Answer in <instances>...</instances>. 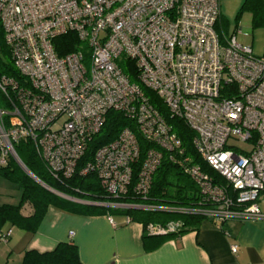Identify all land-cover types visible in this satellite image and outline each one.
Here are the masks:
<instances>
[{
  "label": "built area",
  "instance_id": "2783aa9c",
  "mask_svg": "<svg viewBox=\"0 0 264 264\" xmlns=\"http://www.w3.org/2000/svg\"><path fill=\"white\" fill-rule=\"evenodd\" d=\"M219 15V0H0L1 40L20 76L0 74V167L14 160L27 172L15 145L29 140L53 178L70 177L112 110L135 130L124 127L80 168L81 175L95 173L108 198L97 205L176 211L218 228L264 220V57L235 35H217ZM71 33L86 44L87 58L81 50L57 54L54 40ZM121 59L134 64L139 84L121 71ZM142 87L187 126L196 154L229 187L183 157L179 136ZM137 135L148 145L143 153ZM229 139L251 146L245 151ZM165 154L196 184L194 205L148 202ZM181 226L153 223L145 230L166 235ZM13 232L0 231V241Z\"/></svg>",
  "mask_w": 264,
  "mask_h": 264
},
{
  "label": "trees",
  "instance_id": "16d2710c",
  "mask_svg": "<svg viewBox=\"0 0 264 264\" xmlns=\"http://www.w3.org/2000/svg\"><path fill=\"white\" fill-rule=\"evenodd\" d=\"M251 13V26L264 29V0H244L239 9ZM220 17V15H219ZM219 19V18H218ZM217 19V21H218ZM219 23L216 22V25ZM215 25V31L216 29ZM220 37L226 36L225 31L220 28ZM217 33V32H216ZM2 33H0V74L13 76L19 80L20 76L6 56V49L2 43ZM55 48L58 55L72 53V51L81 50L82 54L89 56L85 43L79 42L77 37L71 33L55 39ZM5 49V50H4ZM117 65L123 73L128 76L132 83H137L136 70L134 64L126 59H121ZM144 95L148 98L152 106L162 115L166 123L171 126L172 131L179 136L181 147L183 148V157L187 158L190 164L198 166L199 170L206 173L214 183L222 187H229L228 182L216 171L211 169L206 162L200 158L192 147L193 135L187 126L176 118H171L163 101L158 99L156 94L150 89L142 87ZM127 127L132 131L135 125L132 121L123 117L120 113L109 111L102 124L100 131L96 133L88 142L86 153L77 162V169L68 178H53L49 173L42 159L36 154L34 145L29 140L19 141L15 145V152L19 157L20 163L26 168L27 172L14 160H10L7 165L0 167V177L16 185L20 191V196L16 204L0 205V231L11 227L12 229H22L28 232H35L44 217V213L50 206H55L64 211L82 215L104 214L105 212H124L127 217L143 224V246L146 250H154L167 240L174 239L191 229H196L203 217L197 215H183L176 211H146L137 209H114L111 207L92 204L91 202L103 203L108 201L104 190L100 187L95 173L87 175L80 174V168L86 161L92 158L95 150L101 145L108 143L117 136V134ZM142 153L148 145L137 135ZM165 154L162 157L160 166L154 172L151 179V189L149 191V203L161 206L187 207L194 205L198 199V189L196 184L182 172L181 167L170 161ZM133 180L136 178L135 167ZM131 191L128 192L130 197ZM75 200H84L89 203L77 202ZM125 201L127 200L124 199ZM31 206L30 214L24 215L22 208ZM110 208V209H109ZM180 221L182 226L175 233H166V235L149 234L145 230L149 224L165 225L168 222ZM18 264H83L79 260L78 250L72 242H59L50 251L44 253L36 250L25 251Z\"/></svg>",
  "mask_w": 264,
  "mask_h": 264
},
{
  "label": "crops",
  "instance_id": "0c3cea01",
  "mask_svg": "<svg viewBox=\"0 0 264 264\" xmlns=\"http://www.w3.org/2000/svg\"><path fill=\"white\" fill-rule=\"evenodd\" d=\"M243 1L219 0L216 28L225 27L228 31L234 24L230 35L235 36L246 28L252 31L251 13L238 14ZM253 33L258 34L256 29ZM259 205L264 212V202ZM31 209L24 206V215L30 214ZM143 233V224L124 212L89 216L50 206L35 232L15 229L7 242L0 241V264H18L25 251L44 253L59 242H72L83 264H264V220H230L218 228L202 218L196 229L167 240L154 250L143 246ZM234 245L237 250L232 252Z\"/></svg>",
  "mask_w": 264,
  "mask_h": 264
},
{
  "label": "rangeland",
  "instance_id": "374dc122",
  "mask_svg": "<svg viewBox=\"0 0 264 264\" xmlns=\"http://www.w3.org/2000/svg\"><path fill=\"white\" fill-rule=\"evenodd\" d=\"M233 26L234 24L231 26L230 29H228V31L224 29L225 27L223 28V30L226 31L225 32L226 36L230 35ZM219 27L220 26H218V28L216 29L217 34H221ZM250 28L252 29V31L249 28L248 29L246 28L243 30V32L237 34L236 39L238 43H240L241 45L243 44L251 45L253 48V55L255 57L256 56L260 57L264 55V46H262V38H264V30H262L261 28H252L251 24H250ZM255 29L258 34L254 35L253 32L255 31ZM0 106H1V101H0ZM228 143L234 146L236 145L237 147L245 151H247L251 146V144H249L248 142L244 143L232 139H229ZM19 196H20V191L17 189L16 185L0 177V205L5 203L16 204L19 199Z\"/></svg>",
  "mask_w": 264,
  "mask_h": 264
},
{
  "label": "clouds",
  "instance_id": "9594fccd",
  "mask_svg": "<svg viewBox=\"0 0 264 264\" xmlns=\"http://www.w3.org/2000/svg\"><path fill=\"white\" fill-rule=\"evenodd\" d=\"M95 203V202H94ZM96 204V203H95ZM121 210V209H120Z\"/></svg>",
  "mask_w": 264,
  "mask_h": 264
}]
</instances>
